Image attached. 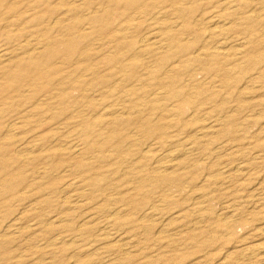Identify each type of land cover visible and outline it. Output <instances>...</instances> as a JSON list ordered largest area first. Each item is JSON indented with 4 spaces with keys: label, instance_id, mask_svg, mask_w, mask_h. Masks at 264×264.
<instances>
[{
    "label": "rangeland",
    "instance_id": "rangeland-1",
    "mask_svg": "<svg viewBox=\"0 0 264 264\" xmlns=\"http://www.w3.org/2000/svg\"><path fill=\"white\" fill-rule=\"evenodd\" d=\"M108 2L0 0V264H264V0Z\"/></svg>",
    "mask_w": 264,
    "mask_h": 264
},
{
    "label": "bare ground",
    "instance_id": "bare-ground-1",
    "mask_svg": "<svg viewBox=\"0 0 264 264\" xmlns=\"http://www.w3.org/2000/svg\"><path fill=\"white\" fill-rule=\"evenodd\" d=\"M5 1V0H4ZM75 1V0H74ZM109 2V6L108 7H106V8H104V9H101V10H91L89 13H88V18H87V20H89L91 23H93V24H95V23H98L99 24V28H100V30H105L106 28H108L109 27V25H110V23H111V21H108V22H106V19H105V17L106 16H108L109 18H111L112 16H119V15H124L125 14V11L126 10H128V9H131V8H133L135 5H138V3H140V0H108ZM26 2V1H25ZM74 3V2H73ZM222 3V2H221ZM18 4V3H17ZM33 4V3H32ZM46 5V4H45ZM69 5V4H68ZM88 5V4H87ZM121 6H123V7H121ZM230 6V5H229ZM244 7V6H243ZM231 8V7H230ZM256 9V8H255ZM27 11V10H26ZM25 11V12H26ZM253 11V10H252ZM258 11V10H257ZM79 12V11H78ZM78 12H76L77 14H80V13H78ZM187 12V11H186ZM256 12V11H255ZM190 13V12H189ZM251 13V14H250ZM250 16H249V18L251 19V20H253L252 18V16L254 15V13H252L251 11H250ZM2 14H4V13H1V9H0V15L2 16ZM7 15V14H6ZM111 17H110V16ZM191 15V14H190ZM0 16V19L2 18ZM192 17V16H191ZM5 18V17H4ZM3 18V19H4ZM83 18V17H82ZM113 18V17H112ZM12 19V18H11ZM139 19V18H138ZM245 19V18H244ZM7 20V19H6ZM5 21V20H4ZM29 21V20H28ZM83 21V20H82ZM257 21V20H256ZM32 22V21H31ZM227 22V21H226ZM225 22V23H226ZM56 23V22H55ZM261 24H262V22H260ZM46 24V23H45ZM81 25V24H80ZM260 25V24H259ZM264 25V24H263ZM21 27V26H20ZM67 27V26H66ZM130 28V27H129ZM176 28V27H175ZM18 29V28H17ZM2 30V29H1ZM16 30V29H15ZM124 30H126V28L124 29ZM129 30V29H128ZM259 31H260V28L258 29ZM258 30H257V32H258ZM17 31V30H16ZM48 31V30H47ZM119 31V30H118ZM157 31V30H156ZM166 31V30H165ZM82 32V31H81ZM18 33V32H17ZM264 33V32H263ZM122 34V33H121ZM152 34V33H151ZM150 34V35H151ZM72 35V37L71 38H69V39H65V41L63 40V43L64 44H66L67 46H68V51H67V54L68 55H70V54H72L73 52H74V46L76 45V44H78V43H80L82 40H83V42H84V39L86 38L85 36L86 35H83V34H81V33H73V34H71ZM264 36V35H263ZM41 37H42V35H41ZM260 38H261V36H259ZM156 38V37H155ZM159 38V37H158ZM187 39V38H186ZM231 40V39H230ZM244 40H246V39H244ZM30 41V40H29ZM34 42V41H33ZM147 42V41H146ZM177 42V41H176ZM23 44V43H22ZM22 44H21V47H22ZM51 44V43H50ZM219 44V43H218ZM62 45V44H61ZM217 45V44H216ZM42 46V45H41ZM48 46V45H47ZM232 46V45H231ZM23 47H25V46H23ZM35 47V46H34ZM37 47V46H36ZM61 47V46H60ZM177 47H179V48H181L182 49V51H185V50H188V48L190 47V46H184L183 44H181V41L179 40L178 42H177ZM176 47V48H177ZM240 48H241V46H240ZM243 48V47H242ZM245 48V47H244ZM43 48H41L40 50H42ZM92 49V48H91ZM23 50V49H22ZM39 50V49H38ZM44 50V49H43ZM139 50V49H138ZM261 50V49H260ZM46 51V50H45ZM50 51V53H51V55L52 56H54V54H55V49L54 48H52L51 50H49ZM224 49L222 48V46L220 47V46H216V47H213V48H209V47H203L202 49H200L198 52H197V54H195L194 55V58L193 57H191V59H193L194 61H200V59H202L203 57H201L202 55H204V56H206V57H217V56H219V54H220V56H221V54H223L224 53ZM250 51V50H249ZM7 52V51H6ZM31 52V51H30ZM203 52H205V53H203ZM241 52V51H240ZM28 53V52H27ZM42 53H44V51L42 52ZM108 53V52H107ZM183 53V52H182ZM26 54V53H25ZM45 54V53H44ZM236 54V53H235ZM49 55V54H48ZM239 55V54H238ZM242 55V54H241ZM2 57H3V55H1ZM39 56H41L40 55V53L38 54V56H33V55H29V56H24L23 58H21L20 60L21 61H19V62H16L14 65H11L10 67H9V71L7 72V75H8V77H10V78H8V80H9V83L10 84H16L15 82H17L18 80H20V79H18V78H20L22 75H24L26 72H27V68H26V66L25 65H29V64H32V65H35V66H38L40 63H41V61L43 60V56H41L40 58H39ZM177 56V55H176ZM235 56V55H234ZM48 57V56H47ZM64 57H66V56H64ZM174 56H173V54H171V55H168L165 59H171V58H173ZM246 57V56H245ZM33 58H36V59H33ZM45 58V57H44ZM46 59V58H45ZM54 59V58H53ZM263 59V57L261 56L260 58H259V60L258 61H260V60H262ZM85 60V59H84ZM10 61V60H9ZM87 61V60H86ZM237 61V60H236ZM8 62V61H7ZM52 62H54V61H52ZM206 64V63H205ZM226 64V63H225ZM52 65H54V63H52ZM7 68H8V66H7ZM31 68V67H30ZM31 70V69H30ZM217 70H219V69H217ZM199 72V71H198ZM217 73V72H216ZM86 74V73H85ZM84 74V75H85ZM6 75V74H5ZM241 75V74H240ZM244 75V74H243ZM213 76V75H212ZM5 77V76H4ZM82 77V76H81ZM239 79V78H238ZM210 80V79H209ZM75 82H77V81H75ZM74 82V83H75ZM125 82V81H124ZM195 82V81H194ZM74 83L72 84V86L69 88V90H68V92L66 93V94H71L72 93V91H74V90H76V89H78L75 85H74ZM76 84V83H75ZM56 85V84H55ZM99 86V85H98ZM97 86V87H98ZM32 87V86H31ZM131 87V86H130ZM246 87V86H245ZM252 87V86H251ZM250 87V88H251ZM92 90V89H91ZM188 90V89H187ZM7 91V90H6ZM173 91V90H172ZM192 91V90H191ZM10 92V91H9ZM22 92V91H21ZM159 92V91H158ZM155 93V92H154ZM157 93V92H156ZM191 93V92H190ZM26 94V93H25ZM153 94V93H152ZM177 94V93H176ZM192 95V94H191ZM48 96V95H47ZM46 96V97H47ZM25 97V96H24ZM49 97V96H48ZM114 97V96H113ZM192 97V96H191ZM195 97V96H194ZM45 98V97H44ZM11 99V98H10ZM126 99V98H125ZM149 99V98H148ZM147 99V100H148ZM122 100V99H121ZM27 101H28V99H27ZM38 101V100H37ZM127 101V100H126ZM183 101V100H182ZM68 103V102H67ZM116 103V102H115ZM42 104V103H41ZM112 104V103H111ZM124 104V103H123ZM205 105V104H204ZM151 106V105H150ZM53 108V107H52ZM1 109H2V105L0 104V111H1ZM31 109V108H30ZM234 110V109H233ZM15 111L17 112L18 111V108H16L15 109ZM28 111V110H27ZM101 111H103V110H101ZM100 111V112H101ZM86 112V111H85ZM93 113V112H92ZM91 113V114H92ZM127 113V112H126ZM125 114V113H124ZM34 115V114H33ZM97 115V114H96ZM101 115V114H100ZM134 115V114H133ZM173 116H175V115H173ZM101 117H102V115H101ZM104 117V116H103ZM167 117V116H166ZM206 118V117H205ZM217 118V117H216ZM168 119V118H167ZM92 120V119H91ZM207 120V119H206ZM18 121V120H17ZM205 121V120H204ZM8 123V122H7ZM134 123V122H133ZM10 124V123H9ZM4 125V124H3ZM147 125V124H146ZM1 126V125H0ZM166 126V125H165ZM150 127V126H149ZM145 128V127H144ZM208 128V127H207ZM213 128V127H212ZM15 129V128H14ZM58 129V128H57ZM149 129V128H148ZM61 130V129H60ZM63 130V129H62ZM196 133V132H195ZM16 134V133H15ZM132 134V133H131ZM144 134V133H143ZM217 134V133H216ZM198 135V134H197ZM13 136V135H12ZM3 137V136H2ZM15 137V136H14ZM35 137V136H34ZM1 138V137H0ZM1 140V139H0ZM51 141V140H50ZM17 142V141H16ZM19 142V141H18ZM39 142V141H38ZM102 142V141H101ZM136 142V141H135ZM26 144V143H25ZM80 144V143H79ZM64 145V144H63ZM77 145V144H76ZM3 146V145H2ZM138 146H140V145H138ZM64 148V147H63ZM152 149V148H151ZM172 151V150H171ZM185 151V150H184ZM194 151V150H193ZM99 152V151H98ZM152 152V151H151ZM17 153V152H16ZM31 153V152H30ZM34 153V152H33ZM22 155H25L26 156V160H27V162L29 163V164H34V163H37L39 160H41L42 158H43V156L42 155H31V154H29L28 153V151H25V152H23V153H21ZM76 155V154H75ZM166 158H168V157H166ZM68 161V160H67ZM27 163V164H28ZM172 165V164H171ZM43 166V165H42ZM179 166V165H178ZM242 166V165H241ZM240 166V167H241ZM47 167V166H46ZM48 168V167H47ZM73 168V167H72ZM168 168V167H167ZM167 168H165L166 170H167ZM62 169V168H61ZM69 169V168H68ZM71 169V168H70ZM67 170V169H66ZM154 170V169H153ZM169 170V169H168ZM240 170H241V168H240ZM239 171V170H238ZM242 171V170H241ZM230 172V171H229ZM30 173V172H29ZM47 173V172H46ZM158 173V172H157ZM20 174V173H19ZM27 174V173H26ZM25 174V175H26ZM62 174H63V172H62ZM47 176V175H46ZM60 176V175H59ZM206 176H208V175H206ZM36 177V176H35ZM48 177V176H47ZM52 177V176H51ZM143 177V176H142ZM42 178V177H41ZM40 178V179H41ZM24 179H25V177H24ZM38 179V178H37ZM37 179H35V181L37 180ZM12 179H4L3 181H2V184H0V189H1V193L3 194V195H5L7 198H13V197H23V195H26L27 193H26V191H23L21 188H20V184H21V181L22 180H20V179H15V180H12ZM78 180V179H77ZM34 181V182H35ZM162 182V181H161ZM169 184V183H168ZM76 185V184H75ZM151 186V185H150ZM47 190V189H46ZM50 190V189H49ZM73 190H75V189H73ZM81 191V190H80ZM34 192V191H33ZM32 192V193H33ZM104 192V191H103ZM31 194V193H30ZM29 194V195H30ZM28 195V196H29ZM72 195V194H71ZM70 195V196H71ZM115 195V194H114ZM172 196V195H171ZM33 198V197H32ZM109 201V200H108ZM33 203V202H32ZM73 203V202H72ZM16 205V204H15ZM34 206V205H33ZM32 206V207H33ZM152 207V206H151ZM158 207H159V205H158ZM234 207V206H233ZM155 208V207H154ZM235 208V207H234ZM4 209V208H3ZM39 210V209H38ZM148 211V210H147ZM146 211V212H147ZM150 211V210H149ZM148 211V212H149ZM174 211V210H173ZM120 212V211H119ZM145 212V213H146ZM125 213V212H124ZM113 214V213H112ZM118 214V213H117ZM154 215V214H153ZM152 215V216H153ZM176 215V214H175ZM234 215V214H233ZM143 216V215H142ZM141 216V217H142ZM152 216H150V217H152ZM235 216V215H234ZM18 217H20V216H18ZM16 219V218H15ZM55 219V218H54ZM65 219V218H64ZM67 219V218H66ZM150 219V218H149ZM7 220V219H6ZM52 220H53V218H52ZM50 221V220H49ZM97 221V220H96ZM83 222V221H82ZM37 223V222H36ZM10 224V223H9ZM31 224V223H30ZM33 224V223H32ZM88 224V223H87ZM81 225V224H80ZM8 226H10V225H8ZM19 226H21V225H19ZM25 226V225H24ZM231 228V227H230ZM22 230V229H21ZM15 231H17V230H15ZM119 231V230H118ZM1 232V231H0ZM113 232V231H112ZM121 232V231H120ZM15 233V232H14ZM16 234V233H15ZM60 235V234H59ZM104 236V235H103ZM120 237V236H119ZM237 237V236H236ZM1 239H2V237H0ZM56 238V237H55ZM55 238H53V239H55ZM121 238V237H120ZM53 239H51V240H53ZM50 240V241H51ZM2 241V240H1ZM117 240H115L114 242H116ZM223 241V240H222ZM49 242V241H48ZM63 242V241H62ZM98 242V241H97ZM118 242V241H117ZM113 243V242H112ZM61 244V243H60ZM59 244V245H60ZM220 244V243H219ZM38 247V246H37ZM244 252H246L249 256H251V257H255V258H257L259 255H260V249H258V248H249V249H245L244 250ZM249 256H247V257H249Z\"/></svg>",
    "mask_w": 264,
    "mask_h": 264
}]
</instances>
